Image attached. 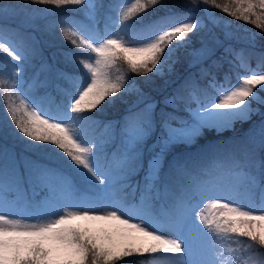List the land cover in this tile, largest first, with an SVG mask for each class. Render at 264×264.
<instances>
[{
	"label": "snow or ice",
	"instance_id": "snow-or-ice-1",
	"mask_svg": "<svg viewBox=\"0 0 264 264\" xmlns=\"http://www.w3.org/2000/svg\"><path fill=\"white\" fill-rule=\"evenodd\" d=\"M30 3L84 7V19L68 17L59 27L70 46L64 60L79 71L59 73L67 87L58 88V102L50 93L41 95L35 80L25 79L35 48L17 30L0 24V101L8 118L0 123V135L10 134L20 145L18 151L15 144L0 142V264H128L126 258L134 257H146L139 264H264L252 254L257 250L264 257V55L252 68L244 49L226 48L246 74L238 73L235 82L227 74L223 81L212 75L202 86L200 80L210 72L200 67L199 79L196 73L185 77L164 98L159 113L157 102L130 80L131 74L147 78L172 72L179 50L191 44L190 34L208 24L230 26L212 9L264 34V0H190L191 8L181 12L165 0H118L103 31L98 0ZM158 6L166 12L143 22ZM14 8L0 0V17ZM196 8L205 15H195ZM224 38L232 33L225 31ZM205 52L188 51L189 66L202 65ZM121 93H134L136 100L125 118L123 152L110 156L106 141L91 136L96 121L90 114L115 103ZM181 106L186 116L175 114ZM254 115L262 119L244 140L208 148L213 156L223 149V158L195 178L187 160L174 153L176 146H193L206 133H223ZM153 135L145 167V145ZM37 153L63 167L25 155ZM22 166L31 200L23 188ZM140 170L141 194L129 200L127 181ZM177 175L189 179L173 189Z\"/></svg>",
	"mask_w": 264,
	"mask_h": 264
},
{
	"label": "trees",
	"instance_id": "trees-1",
	"mask_svg": "<svg viewBox=\"0 0 264 264\" xmlns=\"http://www.w3.org/2000/svg\"><path fill=\"white\" fill-rule=\"evenodd\" d=\"M99 3L103 4L102 8L98 9L97 19L99 21L98 27L101 31L104 29L107 17L109 15H115L112 10V5L118 3V0H98ZM218 2H224V0H218ZM3 5H15L14 10L16 12H23L24 10H39L41 16L35 21L34 26H29L28 28L19 25H9L4 22L0 24L7 25L8 27L17 30L18 32L26 38V42L35 48V55L31 59L26 72L25 79L28 83H32L35 80L36 89L42 95L45 92L50 93L51 96L58 102L61 98L62 93L58 88L67 87L65 82L59 77V73L62 71L70 73H78L76 66L70 62H66L62 53L66 51L70 46L63 39L59 27L60 21L65 18L72 17L75 19H84L85 9L83 6H66L61 9H54L50 5H34L30 3V0H2ZM168 8L176 12L185 11L191 8L190 0H165ZM43 9H51V11H42ZM195 15L204 16L201 8L192 9ZM215 16L221 21H230V26L225 27L223 23L219 26H212L208 24L203 30L197 31L195 34L191 35V44L187 49H180L178 55L181 57L180 62H178L172 72L166 73L164 76H154L149 73L148 77L137 76L135 74L130 75V80H134L137 85L147 93L152 99L157 102V113H159L160 108L164 107L163 101L166 96H170L175 89H177L190 73H196L197 79H199V69L204 67L209 69L210 75L203 80H200L201 85H205L208 79L212 75H215L217 80L223 81L224 76L227 74L231 77L232 82H235L237 74H246L243 69L239 67V61L235 60L232 54L226 53L225 49L231 47L236 51L244 49L246 62L252 67L256 68L258 63H261L262 55H264V34L261 33L259 28L254 25L245 24L243 21L232 20L227 14L222 13L218 9H212ZM166 12V9L157 7L155 9L149 10V12L144 16L143 22H148L154 20L159 16H162ZM207 23V21H206ZM136 27H140V23L135 24ZM228 31L232 33V38L225 40L224 32ZM255 33L254 41L251 39V34ZM218 39V42H214V39ZM208 45L213 48V52L208 56L205 54L206 59H204L202 65H197L195 68L190 67L188 61L191 57H187L186 53L192 49H199L201 46ZM9 62H10V58ZM232 61L233 63H229ZM264 95V94H262ZM136 100L134 93H121L115 98V103L107 104L102 106V108L94 113H91L96 121L91 128V136L101 142L106 141V151L111 156L116 154L119 156L123 152V138L124 134V123L125 118L128 115V110L131 105ZM167 111H173V109L168 108ZM264 111V108L261 109ZM179 116H186L183 111V106L181 110L175 113ZM7 116L5 112V107L2 101H0V123L7 121ZM262 117L260 115H254L252 119L244 124V127H249L254 123L260 121ZM249 124V125H248ZM257 124V123H256ZM110 125V127H106ZM10 125H5L9 127ZM248 130L241 132H231L230 133H220L215 132L206 133L205 137L199 139L195 145L186 146L179 145L174 149V153L181 154L187 160V168L192 178L197 177L201 172L213 168V162L216 159L223 158V149L220 154L213 156L208 153V148L214 145H233L234 142H240L246 138ZM0 142L9 144L10 146L15 144L17 150H20V145L10 134L0 135ZM155 142V135L150 137L146 141L145 145V167L148 156L150 152L148 149ZM31 155L33 159L41 158L45 162H50L53 166L63 167L62 163L56 160H48L47 155L43 153H37ZM168 160L172 159L169 155ZM23 165V161L21 162ZM22 168V167H21ZM22 172L27 173L25 170ZM65 171L69 169L65 168ZM168 167L165 164V173L167 174ZM139 179V185L135 193V198L132 200H138L141 194V189L144 183V170H140L137 174L132 177ZM167 180V175L165 176ZM188 176L177 175L172 178L171 184L173 189H178L180 185L187 182ZM26 185L27 197L31 200L33 198L32 186L28 183V179L24 178ZM132 187H129L127 191V196H131ZM43 195V193L41 194ZM36 200L40 199V196L35 197ZM163 199V197H162ZM257 261L264 259L260 257L257 250H253L252 253ZM128 264H139L140 257L126 258ZM122 264V262H121Z\"/></svg>",
	"mask_w": 264,
	"mask_h": 264
},
{
	"label": "rangeland",
	"instance_id": "rangeland-1",
	"mask_svg": "<svg viewBox=\"0 0 264 264\" xmlns=\"http://www.w3.org/2000/svg\"><path fill=\"white\" fill-rule=\"evenodd\" d=\"M40 16H41V14L40 13H37L36 10H24L23 12H20L19 13V12H16L14 9H6L5 10V14L2 17H0V22L1 21L11 22V23L17 24L19 26L28 28L29 26H34L35 25V21L38 18H40ZM134 23L136 24V23H140V22L139 21H135ZM217 41H218L217 38L214 39V42H217ZM200 48H205L206 49L205 54L207 56L213 52V48L211 46H208V45L201 46ZM166 73H168V72L166 71L165 74ZM259 122L260 121L256 122L257 125L259 124ZM256 123H254V124H256ZM253 125H251L249 127H244V124L243 123H237L233 129L228 130V131H225L224 133L225 134L226 133H230V131L231 132H241L242 133L244 130H248L247 133H249V129H251L253 127ZM21 170H25L23 168V166H22ZM24 173L25 172H23L24 178L28 179V174L26 176V174H24ZM26 173H27V171H26ZM131 178L133 179L134 177H132V175H131L129 177L128 181H127L129 187L131 186ZM224 179L226 180L227 177L225 176ZM30 186H31V184H30ZM129 187H127L125 189L126 196H127V191L129 189ZM23 188H24V190L26 192V185L25 184H23ZM132 189L134 190L135 188H132ZM127 197H128L129 200H132L133 199V195L127 196Z\"/></svg>",
	"mask_w": 264,
	"mask_h": 264
}]
</instances>
